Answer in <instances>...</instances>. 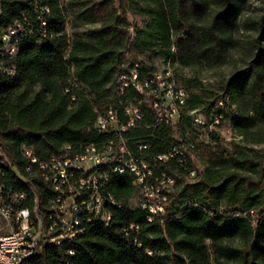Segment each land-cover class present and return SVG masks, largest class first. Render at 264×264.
<instances>
[{
	"label": "trees",
	"instance_id": "1",
	"mask_svg": "<svg viewBox=\"0 0 264 264\" xmlns=\"http://www.w3.org/2000/svg\"><path fill=\"white\" fill-rule=\"evenodd\" d=\"M247 1L0 0V34L13 27L18 39L15 53H0L1 201L47 223L64 194L45 178L49 171L40 164L66 149L76 154L88 145L101 150L109 141L117 144L119 138L95 122L109 108L122 114L130 104L140 118L123 132L125 145L150 166L149 186L166 183L158 192L165 197L163 210L150 221L133 175L100 167L108 173L99 189L101 214L82 213L81 232L59 243L41 236L21 264H264V153L221 145V156L200 173L190 156L182 162L155 159L183 140L195 143V151L193 109L222 121L233 103L243 101L247 112L231 116L239 135L264 120V13L245 23L256 32L253 55L227 77L223 94L204 105L201 95L189 96L183 85L187 98L175 123L179 140L152 107L157 84L143 85L157 73L142 57L148 52L184 66L221 63ZM127 6L140 8L142 27L131 30ZM11 68L13 74L7 72ZM131 71L143 92L132 85ZM120 75L128 81L121 92ZM186 81L199 85L196 78ZM210 137L219 139L216 133Z\"/></svg>",
	"mask_w": 264,
	"mask_h": 264
},
{
	"label": "built area",
	"instance_id": "2",
	"mask_svg": "<svg viewBox=\"0 0 264 264\" xmlns=\"http://www.w3.org/2000/svg\"><path fill=\"white\" fill-rule=\"evenodd\" d=\"M15 34L16 29L13 27L0 34V41L3 44L1 54L15 53L18 42ZM7 72L13 74V68ZM130 78L132 85L140 92H143V85L156 83L157 88L154 90L151 104L157 113L158 121L170 125L178 121L187 98V91L183 86H174L168 77L159 80L158 73L154 77L145 78L143 85L138 82L135 72H130ZM118 82V89L121 92L128 83L127 76L120 75ZM189 114L196 128L199 129L208 124L206 117L199 112V109H193L189 111ZM123 116L126 117L125 120L122 119ZM139 118L140 111L135 105H125L122 114L119 113L118 108H109L105 113L98 115L95 126L101 131L115 134L119 138L117 144L109 141L101 150L95 145H88L82 153L76 154L66 149L40 164L42 169L49 171L45 178L58 192L64 194V197L60 195L57 198L56 211L53 215H49L47 223H44L38 215L31 218L28 209L14 211L12 204L0 202L1 216L15 220V228L7 234L0 235V264H21L36 249L41 236L55 243H59L63 238L74 237L81 232L78 225L84 212L101 214L103 199L99 189L107 181L108 173H100V167H107L112 172H128L133 175L134 183L140 188L143 196L142 207L147 208L151 213L148 217L150 221L154 214L162 212L165 197L159 196L158 192L166 183L160 181L155 188L148 185L150 166L139 155H135L125 145L123 139V132L134 126ZM208 119L211 124H216L219 120L218 117ZM194 145L195 143L190 140H183L179 146L169 148L164 154L157 155L155 159L168 161L177 157L178 161L182 162L187 156L191 157ZM145 147V145H138V149ZM191 174L193 175V171ZM166 182L172 184L173 180L167 178ZM17 197L24 198L23 194ZM103 217L109 218L108 215Z\"/></svg>",
	"mask_w": 264,
	"mask_h": 264
},
{
	"label": "rangeland",
	"instance_id": "3",
	"mask_svg": "<svg viewBox=\"0 0 264 264\" xmlns=\"http://www.w3.org/2000/svg\"><path fill=\"white\" fill-rule=\"evenodd\" d=\"M126 9L128 11V19L131 22V30H134V26L142 27L145 16L139 13L140 8L134 6L131 9L127 6ZM262 13H264V0H248L245 3L239 16V28L233 32V44L228 47L223 61L217 65L211 67L184 66L177 61H164L161 57H157L151 52L146 53L142 57L146 62L153 64L157 68V73L160 75L159 80L169 77L170 82L176 87L186 85L188 87V95L190 96L193 93L201 95L203 103L206 105L217 98V96L223 94L222 86L233 71L248 64L253 55L252 47L254 46L256 32L245 28L244 25L252 19H257ZM95 26L96 24L85 25L78 29L83 30ZM187 78H196L199 81V85L192 86L188 84ZM248 108L250 107L246 106L243 101H238L232 104V107L227 111L228 116L222 121L218 120V123L211 124L209 117H206L208 126L197 130V137H195L197 146L191 155L192 164L197 173L202 172L211 159L221 156L222 153L219 151L221 145L231 148L233 144H238L245 148H253L260 154L264 153V120H256L251 125L250 130L244 135H239L233 128V117L231 118V116H235L239 110L246 113ZM171 126V136L175 140H179L181 138L179 127L175 123ZM213 133L218 134V140L211 139L210 134ZM184 179L193 181L195 178L184 176ZM135 202L136 199L134 200ZM0 218L4 217L0 215ZM11 224L13 230L15 228V220L12 219ZM10 231L11 229L6 231L5 234Z\"/></svg>",
	"mask_w": 264,
	"mask_h": 264
},
{
	"label": "crops",
	"instance_id": "4",
	"mask_svg": "<svg viewBox=\"0 0 264 264\" xmlns=\"http://www.w3.org/2000/svg\"><path fill=\"white\" fill-rule=\"evenodd\" d=\"M2 219L0 218V235L5 234V232L10 229L12 230V227H13L11 224L12 220L6 219V218H2Z\"/></svg>",
	"mask_w": 264,
	"mask_h": 264
}]
</instances>
